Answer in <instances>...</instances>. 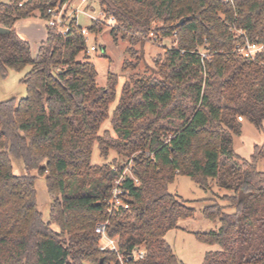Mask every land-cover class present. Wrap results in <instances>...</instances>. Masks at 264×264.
<instances>
[{"label": "trees", "instance_id": "16d2710c", "mask_svg": "<svg viewBox=\"0 0 264 264\" xmlns=\"http://www.w3.org/2000/svg\"><path fill=\"white\" fill-rule=\"evenodd\" d=\"M60 1L0 0V27L8 30L0 34V76L30 67L26 96L0 101V264H120L119 257L184 264L165 240L194 217L167 190L178 176L205 192L214 185L232 193L222 197L226 206L203 209L219 228L195 240L219 250L201 264H264V172L257 169L264 150L255 146L246 160L233 149L243 122L258 130L264 122V51L254 59L236 51L246 40L264 45V0H94L132 57L131 47L150 36L173 39L153 74L131 75L118 98L117 76L99 87L87 55L77 60L86 44L75 20L65 37L46 26L35 57L17 34L18 20L36 13L46 21ZM91 23V34L105 25ZM134 67L125 61L122 70ZM115 101L112 135L101 126ZM94 147L103 160L110 152L132 157L133 179L122 184L127 210L107 214L118 174L91 163ZM11 158L25 175L13 173ZM37 177L45 178L48 222L37 207ZM106 221L117 253L100 249L95 228Z\"/></svg>", "mask_w": 264, "mask_h": 264}, {"label": "rangeland", "instance_id": "374dc122", "mask_svg": "<svg viewBox=\"0 0 264 264\" xmlns=\"http://www.w3.org/2000/svg\"><path fill=\"white\" fill-rule=\"evenodd\" d=\"M66 8V14H69L74 9L85 10L93 16H98V13L101 12L94 0H88L85 4H81L80 0H68ZM91 24V20L85 15H77V25L80 28H89ZM114 24L116 25V23ZM46 26V22L36 13L29 18L18 20L15 24V30L19 37L29 43L32 57H35L38 53V47L46 35ZM111 28L112 25L105 24L101 32L89 34L86 45L87 47H96L97 51L86 55L88 61L96 69L99 87L103 88L106 86L109 74L117 76L116 98H118L122 85L130 80L131 75L142 77L153 74L155 60L163 56L165 49L172 46L173 39L159 40L155 36H150L131 47L135 51V55L132 57L127 51L131 46L129 42L122 40L121 35H117L116 39H114L110 34ZM84 58L85 53H80L77 60L83 61ZM125 61L132 62L135 67L133 69L127 68L126 70H122V65ZM29 70L30 67L27 66L20 72L9 71L5 79L0 76V101L10 99L19 101L26 96V88L24 83H22V79ZM116 103L115 101L109 105L108 119L101 126L102 131L108 130L112 135H114V132L110 121ZM255 146L260 151L264 150V122L262 130H258L255 126L245 121L242 124L240 135L233 138L234 152L240 158L248 160ZM130 158L117 156L114 152H110L107 160H103L99 157L96 147H94L91 163L95 165L106 164L109 166V169L111 166L125 168ZM11 164L15 175L21 176L26 174L19 160L11 158ZM257 169L264 172V152L262 158L257 163ZM31 175L35 176V172H32ZM35 185L37 207L42 214L43 220L48 222L50 200L47 197L45 178L37 177ZM167 190L171 195L183 201L190 208H193L194 217L189 220L180 221L178 228L169 231L165 235V240L179 261L184 264H201L205 253L219 250L217 246H209L195 240L194 234L216 232L219 228L218 221L212 222L203 217V209L205 206L213 203L226 206L222 197L231 195L232 193L219 190L214 185L211 186V192H205L185 176L176 177L174 182L168 185ZM226 212L231 213L232 210L226 209ZM52 229L58 230L55 226H52Z\"/></svg>", "mask_w": 264, "mask_h": 264}, {"label": "built area", "instance_id": "2783aa9c", "mask_svg": "<svg viewBox=\"0 0 264 264\" xmlns=\"http://www.w3.org/2000/svg\"><path fill=\"white\" fill-rule=\"evenodd\" d=\"M87 1L88 0H80V3L85 4L87 3ZM67 3H68V0H66L65 2L60 1L56 4V6L48 9L46 12V16H47V19L45 21L46 25L50 28L56 29L61 34L62 37H65V35L70 31L71 29L70 25L72 21L75 20V22L77 23L78 14L85 15L87 18L91 20V22L104 21L105 24L112 25V28L115 26L114 18L109 17L106 19L102 11L98 13V16H93L87 11L82 10V9H74L69 14H66ZM238 33H240V31ZM89 34L90 32L88 28H81V35L83 36L85 40V44H86L87 37L89 36ZM96 51H97L96 47L94 46L87 47V45H85V50H84L85 54L88 55ZM236 51L246 58L254 59L257 53L264 51V45L257 44V43H251L246 40L243 46H238L236 48ZM103 52H104V49H103ZM238 119L240 121L242 120L241 118H238ZM131 165H132V158L129 159L127 167L125 168L124 167L115 168L113 166L110 167V170L113 172H116L118 174V177L114 181L111 195L106 201V205H107L106 212L109 216L121 210L128 209V204L122 200L121 196L123 195L122 184L124 183L125 178L128 177V178L133 179L132 174H131ZM135 183H137L136 180H135ZM108 223L109 222L106 221L104 223L98 224L95 228V233L101 236V240H100L101 250H109V251H113L117 253L118 251L117 241L115 239L109 238L106 235V228L108 226ZM142 256H143L142 254H138V255L135 254V257L137 258H142ZM119 261H120V264H122L120 257H119Z\"/></svg>", "mask_w": 264, "mask_h": 264}, {"label": "water", "instance_id": "95a60500", "mask_svg": "<svg viewBox=\"0 0 264 264\" xmlns=\"http://www.w3.org/2000/svg\"><path fill=\"white\" fill-rule=\"evenodd\" d=\"M181 23V22H180ZM179 23V24H180ZM8 32V30L4 29V28H1L0 27V34H6Z\"/></svg>", "mask_w": 264, "mask_h": 264}, {"label": "crops", "instance_id": "0c3cea01", "mask_svg": "<svg viewBox=\"0 0 264 264\" xmlns=\"http://www.w3.org/2000/svg\"><path fill=\"white\" fill-rule=\"evenodd\" d=\"M45 34H46V32H45ZM45 38H46V35H45V37H44V39H43L42 41H44V40H45ZM42 41H41V42H42ZM179 223H180V222H179ZM179 223H178V225H179Z\"/></svg>", "mask_w": 264, "mask_h": 264}]
</instances>
